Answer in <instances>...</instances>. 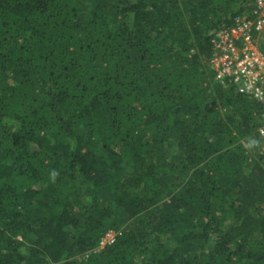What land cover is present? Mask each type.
<instances>
[{
  "label": "trees",
  "instance_id": "16d2710c",
  "mask_svg": "<svg viewBox=\"0 0 264 264\" xmlns=\"http://www.w3.org/2000/svg\"><path fill=\"white\" fill-rule=\"evenodd\" d=\"M252 3L0 0V264H264V107L208 65Z\"/></svg>",
  "mask_w": 264,
  "mask_h": 264
},
{
  "label": "built area",
  "instance_id": "2783aa9c",
  "mask_svg": "<svg viewBox=\"0 0 264 264\" xmlns=\"http://www.w3.org/2000/svg\"><path fill=\"white\" fill-rule=\"evenodd\" d=\"M208 65L219 83L230 82L236 91L259 101L264 107V0H253L247 17L236 16L232 23L215 32ZM264 151V125L258 128ZM114 241L107 231L98 249Z\"/></svg>",
  "mask_w": 264,
  "mask_h": 264
}]
</instances>
